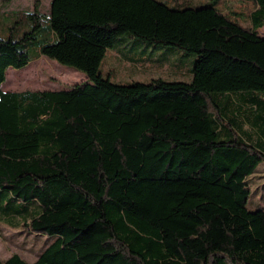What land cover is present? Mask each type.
<instances>
[{
	"label": "trees",
	"instance_id": "trees-1",
	"mask_svg": "<svg viewBox=\"0 0 264 264\" xmlns=\"http://www.w3.org/2000/svg\"><path fill=\"white\" fill-rule=\"evenodd\" d=\"M234 14L158 0H51L48 14L36 0L17 11L15 22L31 28L0 35V84L8 66L33 59L27 42L40 30L48 38L36 57L87 81L0 87V199L32 210L15 226L53 238L33 262L15 252L0 264H264V208L239 214L177 187L218 185L245 207L264 161L239 120L264 133V112L252 120L240 105L264 104V0H251L247 24ZM123 34L195 52L192 79L110 81L100 65Z\"/></svg>",
	"mask_w": 264,
	"mask_h": 264
},
{
	"label": "rangeland",
	"instance_id": "rangeland-1",
	"mask_svg": "<svg viewBox=\"0 0 264 264\" xmlns=\"http://www.w3.org/2000/svg\"><path fill=\"white\" fill-rule=\"evenodd\" d=\"M36 0H1L0 1V35L2 37L9 36L10 32H15V37L22 34V31L30 30L31 23L26 21L22 24L16 23V13L21 10H32ZM39 10L48 14L50 10L51 0H38ZM165 3L167 6L175 9L183 8H199L205 5H211L224 14L232 15L235 18L238 13L240 22L247 24V12L251 6V0H158ZM237 18V17H236ZM16 29H12V28ZM22 28L19 32L18 30ZM258 33L264 35V26L258 29ZM37 41L46 40L48 34L46 30L37 32ZM36 40L27 42L28 53L33 59L22 67L16 68L8 66L6 69L9 76L2 81V89L9 84L15 85L21 80L20 76L29 79L26 86L18 87L21 90L26 89H49V88H68L74 83H84L87 81L86 74L83 71L73 67L60 64L55 59L44 55H38V47ZM117 43V46H123L119 49L116 57L110 56L112 48H108L100 65V71L104 77H108L110 81L119 84H129L133 81L148 82L152 78L160 77L165 80H182L190 81L192 79V69L197 59L195 52L187 51L173 45H158L147 40L137 38L136 43L123 41ZM116 46V47H117ZM155 56V57H154ZM35 57V58H34ZM109 57V58H108ZM154 57V58H153ZM153 58V59H151ZM111 59V60H109ZM151 59V60H150ZM173 62L176 65L163 64L158 65V62ZM180 71V72H175ZM7 90V89H6ZM216 100H221V95H214ZM257 98H264V93L257 92ZM235 101V100H234ZM245 104L246 113L249 117L258 120V115L264 112V104L257 99L258 106L248 105L249 101L240 103L243 108ZM235 103L233 104V106ZM230 106V105H229ZM236 106V105H235ZM231 107V106H230ZM238 119V117H237ZM244 128V136L252 143L264 145V133L258 127H253L250 123L243 119H239ZM197 179H189L184 184L177 187L186 192L195 194L202 193L212 199L226 204L236 213H241V208L248 210H256V200L260 198L264 200V161H261L250 178L252 188L251 196L245 207L235 203L232 192L231 202L223 197L225 189L221 186L204 187L196 182ZM202 181V180H200ZM212 194V196H211ZM3 202V203H2ZM16 202H23L20 199L8 203L6 199H0V209L7 217L0 216V260H4L12 253H18L23 259L28 262L34 261L38 255L44 250L45 246L53 239L49 235L42 233H30L23 231L20 227L15 226L19 222H23L27 218H31L32 210H25L23 207L18 209L19 205ZM237 206V207H236ZM32 207V206H31ZM30 207V208H31ZM0 215H2L0 213Z\"/></svg>",
	"mask_w": 264,
	"mask_h": 264
},
{
	"label": "crops",
	"instance_id": "crops-1",
	"mask_svg": "<svg viewBox=\"0 0 264 264\" xmlns=\"http://www.w3.org/2000/svg\"><path fill=\"white\" fill-rule=\"evenodd\" d=\"M50 6H51V4H50ZM49 12H50V10H49ZM48 12V13H49ZM260 35H262V34H260ZM129 41V42H131V43H136L137 42V39L136 38H134V37H132V36H130V35H128V34H123L122 36H120L117 40H116V42H115V45L113 46V47H111L112 48V53H108V54H110V56H112V55H114V57H116L117 55H118V53H119V49L120 48H122L123 46H117L116 44L117 43H124L123 41ZM117 46V47H116ZM120 54V53H119ZM155 57V56H154ZM153 57V58H154ZM109 58V57H108ZM153 58H151V59H153ZM150 59V60H151ZM109 60H111V59H109ZM112 61V60H111ZM163 64H171V65H176L177 66V64H175V63H173V62H158V65H163ZM177 67H179V66H177ZM7 70V69H6ZM6 70H5V77H6ZM175 72H180V71H175ZM192 72V71H191ZM5 79V78H4ZM2 84V83H1ZM0 84V87L2 88V85ZM18 87H20V86H15V85H11V84H9L7 87H5L3 90H11V91H19V90H21V89H19ZM49 89H57V88H49ZM32 90H36V89H32ZM251 178V177H250ZM256 203H257V206L259 207V208H264V200H262V199H260V198H257V200H256ZM246 209V208H245ZM248 212H249V214L252 212V211H254V210H248V209H246ZM36 260V259H35ZM33 262V261H32Z\"/></svg>",
	"mask_w": 264,
	"mask_h": 264
}]
</instances>
